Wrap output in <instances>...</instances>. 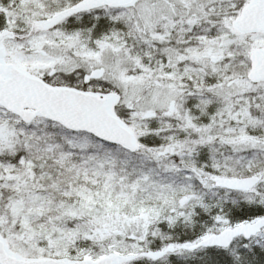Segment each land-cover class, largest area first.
<instances>
[{"label": "snow or ice", "instance_id": "obj_1", "mask_svg": "<svg viewBox=\"0 0 264 264\" xmlns=\"http://www.w3.org/2000/svg\"><path fill=\"white\" fill-rule=\"evenodd\" d=\"M0 264H264V0H0Z\"/></svg>", "mask_w": 264, "mask_h": 264}]
</instances>
